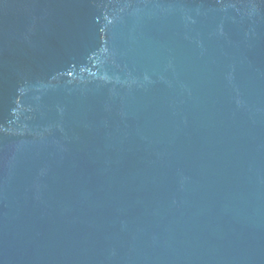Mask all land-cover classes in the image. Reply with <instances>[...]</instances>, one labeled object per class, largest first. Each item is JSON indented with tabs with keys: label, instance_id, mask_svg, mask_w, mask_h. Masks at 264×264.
I'll list each match as a JSON object with an SVG mask.
<instances>
[{
	"label": "water",
	"instance_id": "water-1",
	"mask_svg": "<svg viewBox=\"0 0 264 264\" xmlns=\"http://www.w3.org/2000/svg\"><path fill=\"white\" fill-rule=\"evenodd\" d=\"M0 264H264V0H0Z\"/></svg>",
	"mask_w": 264,
	"mask_h": 264
}]
</instances>
